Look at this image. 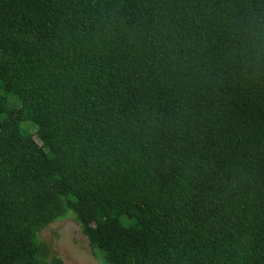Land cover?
I'll use <instances>...</instances> for the list:
<instances>
[{
	"label": "trees",
	"instance_id": "1",
	"mask_svg": "<svg viewBox=\"0 0 264 264\" xmlns=\"http://www.w3.org/2000/svg\"><path fill=\"white\" fill-rule=\"evenodd\" d=\"M69 212L106 264H264V0H0V264Z\"/></svg>",
	"mask_w": 264,
	"mask_h": 264
},
{
	"label": "rangeland",
	"instance_id": "2",
	"mask_svg": "<svg viewBox=\"0 0 264 264\" xmlns=\"http://www.w3.org/2000/svg\"><path fill=\"white\" fill-rule=\"evenodd\" d=\"M7 103L12 108L20 106V100L16 96H8ZM26 135L34 134L35 141L40 144L35 135V125L31 122H23L20 125ZM44 228L38 234V240L44 244L47 254L46 259L58 256L64 264H106L99 254L91 250L87 238L81 233L80 227L69 212Z\"/></svg>",
	"mask_w": 264,
	"mask_h": 264
}]
</instances>
